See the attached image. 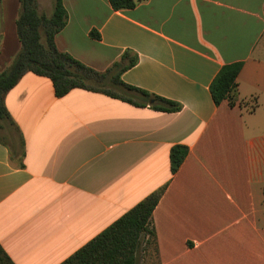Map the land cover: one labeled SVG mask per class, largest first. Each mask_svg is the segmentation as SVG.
<instances>
[{
	"label": "crops",
	"instance_id": "1",
	"mask_svg": "<svg viewBox=\"0 0 264 264\" xmlns=\"http://www.w3.org/2000/svg\"><path fill=\"white\" fill-rule=\"evenodd\" d=\"M36 1L50 16L53 0ZM134 2L62 0L55 45L99 73L135 54L120 82L181 109L83 89L58 98L25 73L4 97L19 145L0 140V246L14 264H61L164 187L158 264H264V0ZM18 13L0 0V72L20 50ZM235 62L242 105L215 106L209 86ZM176 145L188 155L172 175Z\"/></svg>",
	"mask_w": 264,
	"mask_h": 264
},
{
	"label": "trees",
	"instance_id": "2",
	"mask_svg": "<svg viewBox=\"0 0 264 264\" xmlns=\"http://www.w3.org/2000/svg\"><path fill=\"white\" fill-rule=\"evenodd\" d=\"M108 1L114 11L132 9L135 6L134 0ZM66 22L67 12L62 0H54L50 16L38 11L36 0H19L16 29L20 50L8 67L0 72V128L8 124L18 132L5 107L4 97L25 73L48 78L53 85L54 95L58 98L73 89L100 91L117 98L115 94L89 88L85 84L91 79L104 81L109 73L117 71L112 80L115 86L128 93L127 96L121 97L125 102L135 106L149 105L151 109L159 112L173 113L181 109V106L173 101L120 82L119 74L137 63L135 54L129 55L126 52L119 63L113 64L104 73H99L76 61L67 53L60 52L55 45V37L65 27ZM90 36L99 39L94 31ZM126 58L128 61L124 64ZM242 66V62H235L221 67L209 86L215 106H219L223 101H227L230 107L242 105L241 102H237V77ZM132 98L140 99L142 103ZM187 155L188 148L184 145L171 148L169 158L172 175L178 171ZM164 189L160 188L147 196L61 264H137V254L143 247L151 248L156 258V235L152 214ZM0 264H14L1 246Z\"/></svg>",
	"mask_w": 264,
	"mask_h": 264
},
{
	"label": "rangeland",
	"instance_id": "3",
	"mask_svg": "<svg viewBox=\"0 0 264 264\" xmlns=\"http://www.w3.org/2000/svg\"><path fill=\"white\" fill-rule=\"evenodd\" d=\"M41 1H45V0H40V2ZM47 10H48L47 7H42V12L40 11L39 12L45 14ZM116 72L117 71L109 73L104 81L100 82V81H95L91 79V80L86 81L85 84L89 88L105 90L113 94L127 95L128 93L126 91L116 88V86L113 83L112 77L115 75ZM0 140L8 144L13 143L18 148L19 139H18L17 132L15 131L13 127L9 126L8 124H4L0 128ZM137 264H158L155 256H153L151 252V248L146 249L145 247H143L141 251H139V253L137 254Z\"/></svg>",
	"mask_w": 264,
	"mask_h": 264
},
{
	"label": "water",
	"instance_id": "4",
	"mask_svg": "<svg viewBox=\"0 0 264 264\" xmlns=\"http://www.w3.org/2000/svg\"><path fill=\"white\" fill-rule=\"evenodd\" d=\"M150 103H152V102H150Z\"/></svg>",
	"mask_w": 264,
	"mask_h": 264
}]
</instances>
